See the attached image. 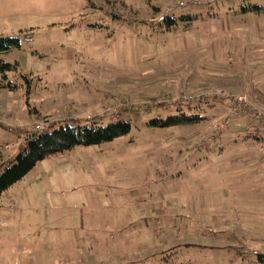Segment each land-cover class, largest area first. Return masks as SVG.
<instances>
[{"label":"rangeland","instance_id":"obj_1","mask_svg":"<svg viewBox=\"0 0 264 264\" xmlns=\"http://www.w3.org/2000/svg\"><path fill=\"white\" fill-rule=\"evenodd\" d=\"M170 7L179 21L168 29L159 20ZM1 36L20 37L21 47L0 54L18 64L5 79L0 71V171L36 131L10 130L8 124L47 121L41 129L51 130L62 122L127 119L132 128L114 141L39 161L0 196V264H107L104 248L118 252L121 245L100 240L108 235L105 223L114 227L112 205L119 204L122 215L136 204L135 191L155 195L144 201L149 209L154 201L157 210L149 228L159 243L152 263L262 264L257 253L264 252V213L245 216L208 205L193 219L190 206H199L210 185L199 186L200 171L191 172L187 160L203 155L195 148L232 107L219 111L215 101L248 96V78L252 93H264V0H0ZM229 80L235 88L217 85ZM10 83L17 87L3 86ZM179 108L205 118L148 125L180 115ZM237 149L223 156L244 164L249 152V160H261L264 139L250 138L249 147ZM220 155L214 152L210 160ZM220 163L208 162L204 172ZM257 177L264 180V174ZM183 185L190 197H181ZM158 216L169 224L160 225ZM165 242L179 255L167 257Z\"/></svg>","mask_w":264,"mask_h":264},{"label":"crops","instance_id":"obj_2","mask_svg":"<svg viewBox=\"0 0 264 264\" xmlns=\"http://www.w3.org/2000/svg\"><path fill=\"white\" fill-rule=\"evenodd\" d=\"M157 1L163 3L167 2L168 0H155V2ZM161 11H163L161 7H155L154 12L159 13ZM229 81L230 82H227L228 85L221 82L217 83V85L222 88H228V86L229 88H235L236 83L231 82V80ZM243 89L246 91V93L249 94L248 96L251 97L254 102L264 107V93H262V91L258 94L252 93V88L249 87V78L245 80V85ZM213 105L218 107V109H220L219 111L224 110L225 112L232 105V101L226 98V100L222 102V100L220 99V102L215 101ZM253 124L254 122L249 117V115H244L242 117L233 119L230 130L227 132V134L222 140H219L217 143H214V147L207 149H198V144L194 152H202L203 155L198 156L199 158L197 159H194L193 157L188 158L189 160H187V166L189 170L191 172L195 170L196 175L198 173L197 171H200V173L198 174L200 176H198V178L202 181H199L200 183L198 182L199 186L210 185V187L207 186V188L203 187L204 195L206 194V196L202 197V199L198 202L199 206L194 208L193 205L190 206V212L192 214L193 219L197 218V215H195L196 212H194L195 210L206 209L208 205L218 206L222 211L233 210L234 212H236V214H238L239 212L240 215L245 216H253L259 213H264V180H258L259 177H257L259 175L262 176L264 174V158L260 160L255 157L252 160H249L250 158L248 152L247 157L241 156L245 160L241 159V163L244 164H240L239 157L237 156H223L224 152H226L227 150L231 151L234 148V150L238 151L237 147H249L250 138H254L258 141L264 139L262 133L264 131V128H249ZM216 126L217 125H215V127ZM214 152H219L221 153V155L218 156L216 161H211L210 154ZM15 154L13 156H15ZM228 159L231 160V163L227 162ZM219 161L224 162V164H217L212 167L211 172H204L206 167H209L207 165L208 162L216 163ZM239 168H241L240 172L237 171ZM256 172H258V174L254 176V173ZM181 188V194H183L181 195V197H190V191L186 189L184 185L181 186ZM168 193L169 195H171L170 191ZM172 195L173 198L171 197V199L175 201L178 196L177 194L174 195V193ZM154 196L155 195L153 193L149 192H146L144 194L139 193V191L133 192L131 198H133V200L137 202L136 204H130L128 210H124L122 212V215L120 214L121 212H119L118 214V210L121 208V206L119 204L112 205V207H115L114 211L116 212L115 219L113 220V222H111L113 223L112 225L114 227H111V225L109 226V222L105 223V225H107L105 227L106 231L108 232V235L106 236V238H103L102 236L100 240L104 243L117 242L121 245V248H123H120V251L118 252H106L104 248L101 254L102 257H104L108 261L107 264L164 263L158 260L155 263L149 261V259L156 254V246L159 244L155 240L152 241V230H149L150 226H152L153 219L156 223L157 210L154 206V201L153 204H150V209L148 208L149 205H147L144 201L146 200V198H152ZM139 202H144L145 204L141 206ZM166 205L164 204L165 208ZM127 206L129 205L127 204L123 207L127 208ZM173 206L182 207L175 204H173ZM137 209L145 215H139L138 217H136ZM178 209L180 210V212H183V209ZM184 209L186 210L185 207ZM187 209H189V205ZM147 212L149 213L148 215ZM143 217H146V223L143 221V219H145ZM161 219L162 218L158 216L157 220L159 221L160 225L164 226L169 224L167 221L165 223H162ZM215 222H217L218 224L217 220ZM141 223L143 225H141ZM138 225H140V228L137 229L136 226ZM220 225L224 226L222 221ZM142 226H145V228L143 229ZM111 232H115L116 234H118V236H115V234H110ZM227 233H229L228 236L231 235L230 232ZM226 236L227 235L225 233L224 237L228 238ZM226 241L227 239H224V241L221 243H227ZM160 244L164 253L170 251V253L167 254V257H172L174 254L175 257L179 255L178 248H171L170 245L166 242L164 244ZM102 247L104 246L102 245ZM70 255H72L71 258L76 257L74 253H71ZM164 259L165 257H163V260ZM164 261H167L165 262V264H182V261H180L179 263H173L171 261L169 262L167 259H165ZM191 263L194 264L193 262Z\"/></svg>","mask_w":264,"mask_h":264},{"label":"trees","instance_id":"obj_3","mask_svg":"<svg viewBox=\"0 0 264 264\" xmlns=\"http://www.w3.org/2000/svg\"><path fill=\"white\" fill-rule=\"evenodd\" d=\"M179 18L187 20L194 17L182 15ZM178 21V17L171 14L159 23L171 29L178 25ZM19 47H21L20 37H0V54ZM17 70L18 64L6 62L0 58V71L4 79L7 78L9 72ZM28 84L27 93L30 94L31 85L29 81ZM3 86L13 89L17 87V84L10 83L8 85L3 84ZM179 111H181L180 115L153 118L148 122V125L171 127L184 123H198L201 119L205 118V116L199 113H186L183 111V108H179ZM131 128L132 123L127 119L111 122L107 125L100 124L96 120H90L85 123L62 122L51 130L39 129L30 133L26 138L24 147L0 171V196L13 184L23 179L39 161L72 151L77 146L100 145L114 141L121 136L129 134ZM257 259L260 263L264 264V252L257 253Z\"/></svg>","mask_w":264,"mask_h":264},{"label":"built area","instance_id":"obj_4","mask_svg":"<svg viewBox=\"0 0 264 264\" xmlns=\"http://www.w3.org/2000/svg\"><path fill=\"white\" fill-rule=\"evenodd\" d=\"M183 6L186 5L185 2H181ZM175 7H170L166 9L160 16L159 21H163L167 16L171 15ZM232 99V107L230 108L228 114L223 118L219 124L212 130L202 141L201 148H209L216 141L222 140L227 132L231 128L232 120L244 115H249L253 120L254 124L249 128L262 127L264 128V107L254 102L250 97L246 95H228ZM127 104L125 100L121 105ZM4 124V123H3ZM43 125H49V122L41 124L37 121L27 122L23 124L12 123L8 124L10 130L23 131L25 129L33 128L34 130L41 129Z\"/></svg>","mask_w":264,"mask_h":264}]
</instances>
